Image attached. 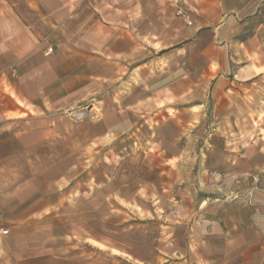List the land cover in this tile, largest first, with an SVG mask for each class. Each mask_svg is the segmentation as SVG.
Masks as SVG:
<instances>
[{"label": "rangeland", "instance_id": "rangeland-1", "mask_svg": "<svg viewBox=\"0 0 264 264\" xmlns=\"http://www.w3.org/2000/svg\"><path fill=\"white\" fill-rule=\"evenodd\" d=\"M173 13L160 34L158 23L151 25L157 36L143 37L146 27L136 26L133 57L118 63V73L105 52L80 69L76 54L84 44L78 37L70 41L75 32L68 24L62 40L48 45L47 61L26 60L36 64L34 83L17 93L38 105L22 107L17 133L2 149L16 150L11 165L35 181L24 182L22 193L55 200V218L44 226L81 227L88 240L103 234V257L95 259L87 244L81 264H204L191 241L192 226L205 224L208 207L198 203L204 194L195 184L208 176V135L214 129L234 134L239 126L243 138L256 131L254 106L243 112L251 121L221 120L222 105L214 108L209 93L216 48L205 33L199 42L189 36L199 13L183 12L191 23ZM102 45L110 46L92 44ZM0 68V105L11 108L2 95V53ZM85 70L95 75L86 77ZM5 82L21 86L14 71ZM13 134L3 131L2 137ZM71 179L64 189L58 182Z\"/></svg>", "mask_w": 264, "mask_h": 264}, {"label": "crops", "instance_id": "crops-1", "mask_svg": "<svg viewBox=\"0 0 264 264\" xmlns=\"http://www.w3.org/2000/svg\"><path fill=\"white\" fill-rule=\"evenodd\" d=\"M188 10L199 13L189 36L199 42L205 33L210 47L216 48L209 93L214 108L222 105L219 117L225 123L242 124L251 121L243 112L254 106L257 124L249 137L243 138L241 126L233 127L234 134L214 129L208 135V176L206 182H195L198 193L204 194L198 203L208 207L205 224L192 226L196 239L191 246L202 252L204 264H264V0H0L2 95H8L12 103L11 108L0 105V264H81L87 244L98 253L95 259L103 257V246L108 244L102 233L88 240L81 227L44 226V220L55 218V200L22 193L24 182L35 181L30 175L23 179L22 172L11 165L16 150L2 149L17 133L22 107L38 105L17 93L24 83H34L36 64L28 65L26 60L35 56L47 61L48 45L62 40L68 24L75 32L70 31V41L78 37V43L84 44L76 54L80 69L109 57L118 73V63L133 57L136 26L146 27L143 37L157 36L150 29L152 24L158 23L160 34L169 25L168 12L175 11L180 22L178 15ZM93 43L110 46L99 50ZM98 52H105L104 56ZM12 71L20 88L5 82ZM83 74L95 75L92 70ZM3 131L14 134L2 137ZM72 180L58 182L64 189ZM111 248L106 249L114 254Z\"/></svg>", "mask_w": 264, "mask_h": 264}, {"label": "built area", "instance_id": "built-area-1", "mask_svg": "<svg viewBox=\"0 0 264 264\" xmlns=\"http://www.w3.org/2000/svg\"><path fill=\"white\" fill-rule=\"evenodd\" d=\"M183 15H184V13H183ZM184 17H185V20H186L188 23H191V21L189 20L188 16L184 15ZM3 233H4V234H7V233H8V230H3Z\"/></svg>", "mask_w": 264, "mask_h": 264}]
</instances>
